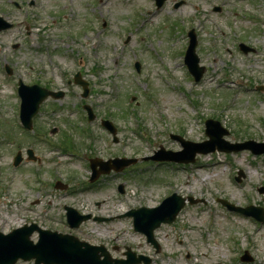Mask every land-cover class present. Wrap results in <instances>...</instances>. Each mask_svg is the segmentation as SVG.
<instances>
[{
    "label": "rangeland",
    "instance_id": "obj_1",
    "mask_svg": "<svg viewBox=\"0 0 264 264\" xmlns=\"http://www.w3.org/2000/svg\"><path fill=\"white\" fill-rule=\"evenodd\" d=\"M0 15L14 25L0 32L1 232L36 223L102 244L114 258H124L128 247L148 256V264H264V222L217 201L264 210V154H197L193 163H171L172 169L167 162L142 160L160 146L181 150L170 133L205 140L206 119L225 127L229 142H264V0H167L160 9L153 0H0ZM191 28L205 68L198 82L183 64ZM240 42L252 50L244 53ZM5 65L12 69L10 76ZM78 71L89 82L85 99L79 86H66ZM18 79L65 92L40 105L32 125L36 138L21 133L14 119ZM83 102L96 115L90 123ZM100 118L113 123L116 141ZM64 140L72 155L53 147ZM27 148L39 160L13 167L15 153L24 157ZM89 157L137 162L90 183ZM55 180L67 189H54ZM173 192L196 202L155 229L156 251L122 215L156 206ZM64 205L111 220H88L71 229ZM31 239L35 242L37 234ZM245 250L250 262L239 260Z\"/></svg>",
    "mask_w": 264,
    "mask_h": 264
},
{
    "label": "water",
    "instance_id": "obj_2",
    "mask_svg": "<svg viewBox=\"0 0 264 264\" xmlns=\"http://www.w3.org/2000/svg\"><path fill=\"white\" fill-rule=\"evenodd\" d=\"M164 0H156V4L159 7ZM176 4L175 6H178ZM11 24L7 23L3 18L0 17V31L9 28ZM189 45L185 53V64L187 65L190 73L193 75L195 81L199 80L202 76L204 68L198 65V57L195 54L196 37L191 30L188 33ZM247 50L246 47H244ZM138 66V65H137ZM9 71V70H8ZM10 73V71H9ZM75 77V82L81 84L84 93L87 94V83L82 80H78ZM19 95L22 99L21 102V118L22 122L26 127L31 126V117L37 112L38 105L48 95L54 98L62 97V92H52L45 88L37 85L27 86L20 84L18 89ZM89 112V119L93 118L91 109L85 106ZM103 124L112 133L115 132L112 124L108 121H104ZM205 133L208 136V140L201 143H194L185 141L177 135H171L172 138L178 139L183 146L181 152L164 151L162 148L157 152L152 159H166L175 161H193L196 153H207L215 150L219 151H238L242 149H249L254 154L264 153V143H257L251 140L241 143H229L225 141L222 136L227 135L228 132L222 128L217 121L206 120ZM30 159H35L31 150H28ZM21 161L20 153L14 158V164L17 165ZM112 162V165L109 163ZM134 162V160L115 159L107 162H102L99 159L91 160V167L93 170L92 179L96 178L100 172H108L110 168L116 170L126 166L127 164ZM99 165L98 170L95 167ZM190 202H193L189 198ZM228 209L239 211L246 215H251L256 219L264 220V211L260 207L247 206L244 208L235 207L224 200H221ZM184 205V199L173 194L162 201V203L156 208H140L138 210H132L127 213L134 218V226L138 231L143 232L149 242L156 245L152 231L158 227L162 222L173 221L177 212ZM67 210V221L70 226H78L82 220L89 218V215H78L72 208H66ZM97 220H102L97 218ZM37 230L39 232V239L37 243H33L29 240L31 233ZM127 256L126 260L123 259H112L109 253L103 246L90 245L87 242L79 241L76 237L61 234L57 232H51L49 230H41L37 226H25L19 229H15L10 233L4 235L0 233V264H14L17 258L21 257L24 260L35 258L34 264H137L141 260L144 263H148L149 259L145 256L139 255L135 258V254L129 249L125 252ZM103 256V259H100Z\"/></svg>",
    "mask_w": 264,
    "mask_h": 264
},
{
    "label": "bare ground",
    "instance_id": "obj_3",
    "mask_svg": "<svg viewBox=\"0 0 264 264\" xmlns=\"http://www.w3.org/2000/svg\"><path fill=\"white\" fill-rule=\"evenodd\" d=\"M102 5L104 4L103 2L101 3ZM118 6V5H117ZM100 7V5H99ZM117 16H122V14H120L118 11L115 12ZM207 179V177H205L203 180ZM238 220H242V219H238ZM243 221V220H242ZM239 225L242 224L241 222L238 223ZM242 226H245L242 224Z\"/></svg>",
    "mask_w": 264,
    "mask_h": 264
}]
</instances>
